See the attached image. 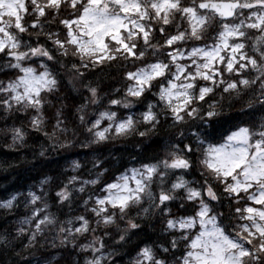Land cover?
Wrapping results in <instances>:
<instances>
[{"label": "clouds", "instance_id": "9594fccd", "mask_svg": "<svg viewBox=\"0 0 264 264\" xmlns=\"http://www.w3.org/2000/svg\"><path fill=\"white\" fill-rule=\"evenodd\" d=\"M0 264H264V0H0Z\"/></svg>", "mask_w": 264, "mask_h": 264}]
</instances>
